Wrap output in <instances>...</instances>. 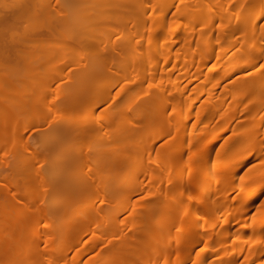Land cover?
Returning <instances> with one entry per match:
<instances>
[{
    "label": "bare ground",
    "instance_id": "6f19581e",
    "mask_svg": "<svg viewBox=\"0 0 264 264\" xmlns=\"http://www.w3.org/2000/svg\"><path fill=\"white\" fill-rule=\"evenodd\" d=\"M145 1L150 0H106L98 6L83 0H40L39 5L35 0L0 2V158L6 160L7 152L22 142L23 132L42 121L26 123L17 139L6 132L16 115L10 100L17 93L22 96L20 90L24 91L32 77L36 79L31 80L32 84H42L45 89L41 90L46 93L42 95V105L52 110L51 114L65 113L63 117L55 114L53 119L65 124L59 125L49 147L39 150L28 144L25 149L29 157L45 160L51 150L69 151L67 155L73 160L91 157L99 166L98 177L110 172L106 178L111 179L101 196L84 201L83 209L73 215L71 223L53 217L64 204L76 206L77 196L84 195L86 187L73 183L66 186L65 201L58 197L47 201L46 177L42 175L36 186L32 183L34 177L27 175L24 180L31 188L28 194L15 196L18 203L0 202L4 217L0 223V255L7 258L6 262L0 258V264H25L44 248L39 243V249L38 242L48 243L58 236L60 244L51 248L39 264H264V21L259 24L264 17V0H205L196 9L197 0L168 1L164 5L162 0H151L149 20L138 24L141 33L137 37H132L130 28L118 31L143 18ZM259 2L262 9L257 10ZM54 9L63 12L66 19L74 18L69 23L76 30L86 27L89 19L99 22L109 16L113 19L115 11L122 13L121 21L106 34L104 57L89 62L80 56L76 59L77 70L69 65L53 78L42 72V67L53 63L50 56L44 60L39 56L35 65L20 68L17 57L23 55L24 45L44 47L62 34L66 20L50 17ZM37 16H49L50 20L42 25L37 21L22 25L29 17ZM258 28L261 34L256 36ZM76 38V45L83 49V37ZM96 39L91 35L86 44ZM144 39L147 41L141 46ZM169 46L173 59L166 53ZM181 49L187 50L184 57L179 55ZM229 49L233 51L229 53ZM151 51L154 54L150 56L147 53ZM123 53H130L125 58L130 67L119 70L113 61ZM211 60L215 62L209 63ZM16 65L21 72L16 71ZM127 70L142 74L126 81ZM175 74L178 81L173 83ZM95 77L102 80L94 84ZM144 79L151 81L150 87L141 85ZM185 79L181 85L179 82ZM207 79L215 82L204 90L206 97L198 106L205 117L197 116L193 121L186 117L182 122L180 113L195 82ZM76 80L84 82L74 86ZM138 80L140 84L136 85ZM68 82L72 85L64 89ZM55 90L59 91L53 94ZM153 91L158 92L154 101L158 112L134 116L131 109L139 99L144 97L142 102L148 109L152 107ZM146 92L149 93L145 95ZM89 95H102L101 100L110 101L108 110L97 118L69 117L83 109ZM122 110H129L126 121L113 126L112 117H118ZM235 121L238 122L234 124ZM121 126V130L116 129ZM140 132L144 135H137ZM187 133L189 140L185 144ZM143 138L149 141L142 148L139 141ZM70 141L74 144L68 148ZM217 141L221 143L214 151ZM1 153L6 155L4 159ZM138 157L140 160L133 163ZM61 159L55 156L50 163ZM44 164H39L38 169ZM52 179L55 190L64 188L56 175ZM8 184L11 186L10 181ZM114 186L126 195H111ZM113 206L117 207L116 217L106 211ZM20 207L26 209L15 216ZM153 220L155 225L151 226ZM86 221H101L103 226L85 228L81 224ZM60 223L64 224L59 228ZM67 235L70 239L64 240ZM146 236L153 248L160 242L164 246L152 258H147ZM186 244L187 248L180 251ZM199 246L207 252L187 260ZM64 253L72 255L64 258ZM57 255L61 259L56 261L52 257ZM209 256L213 258L206 263Z\"/></svg>",
    "mask_w": 264,
    "mask_h": 264
},
{
    "label": "rangeland",
    "instance_id": "374dc122",
    "mask_svg": "<svg viewBox=\"0 0 264 264\" xmlns=\"http://www.w3.org/2000/svg\"><path fill=\"white\" fill-rule=\"evenodd\" d=\"M3 1L4 0H0V2L4 3ZM39 1L40 0H35L37 5L40 4ZM83 1L92 5V6H98L101 3H105L106 0H83ZM162 1H164V3H163V5H164V4L168 3V1H175V3H177L179 0H166V1L162 0ZM230 1H232V0H230ZM233 1H234L233 3H235V0H233ZM200 2H201V4L197 0V2L195 3L197 5L195 6L194 9H196L198 7H202V3H205V0H201ZM260 2H261V0H260ZM262 2H263L262 3L263 6L261 5V3H260V5L258 3V6L256 7V8H258L257 10H259V8L262 9V7H264V1H262ZM153 3H155V2H153ZM156 3H158V2H156ZM151 4H152L151 0L145 1V6L143 8L144 10H143V12H141V15L143 18L140 19L139 21H137V23H134V24L130 23L129 25H125L123 27L118 28V31L128 30L130 28L131 32H133L132 37L133 38L137 37V34L139 35L141 33L139 31L138 24L142 23L143 20H146V21L149 20V16H150V12H151L150 11L151 10L150 9ZM193 4H194V2L192 3V5ZM163 5H161V6L159 5V8H161ZM260 6H262V7H260ZM159 10H160L159 11V13H160L161 9H159ZM121 14L122 13H120V12L116 13V11H115L111 15L113 17V19L110 18V16H109V17H105V18L101 19L99 22H97L94 19H89V22L87 23L86 27L82 28L81 30H76L73 27L72 22L69 23V21H72L74 18H70V19L67 18L68 19L67 20L64 16L63 12L54 9V11L50 15V17L62 18L63 20H66V24L64 25L63 30L61 31L62 34H60L59 36H56L53 41L45 44L44 47H41L40 45L37 47H34L31 44L24 45L22 47L24 50L23 55H22L23 57L22 56L17 57V58H19L18 61L21 60L17 65L22 69L23 68L26 69L27 67L30 66V64L35 65L38 62L39 56H41L40 57L41 60L42 59L44 60L45 56H50L54 61L52 64H50L46 67H42V70H43L42 72L47 73L46 76L49 75L50 77L52 76V78H53V76H58L60 73H62L64 70H66L69 65H70L71 69H74V71L77 70L78 63H76V59L80 56H85L86 60L89 62H94L98 58H103L104 57L103 56V51H104L103 49H105V45H106L105 39L107 38L106 34L109 32V30L113 24H116V23L121 21V19H120ZM138 14H140V13H137L136 15H138ZM234 15L235 14L233 13V17H234ZM50 17L49 16H37V19H35L36 17H34L33 19H32V17H29V21L27 19V21H23L21 23L23 25V24H28V22L37 21L42 25V24L48 22V20H50L49 19ZM74 21H76V19ZM263 21H264V17L259 20V24H261V22H263ZM258 29L256 32L258 35H256V36H259L261 34L260 33L261 28H258ZM258 31H259V33H258ZM91 35H95L97 39L95 41L91 42L90 44H86L87 38ZM76 36L83 37L82 40L85 43L83 49L79 48L76 45V39H77ZM168 36H169V34L166 35V37H168ZM253 36H254V34H253ZM146 41H147L146 39L142 40L143 43L141 44V46ZM155 42H158V40ZM232 49H229L230 50L229 53H231L233 51ZM186 51L187 50H185V49H181L179 55L184 57ZM166 53L171 55V59L174 58V56H173L174 54L172 55L173 50H171L170 46H169V49L166 50ZM147 54L151 56L154 53L151 51V52H148ZM129 55H130V53H128V54L123 53L121 55H117V57L114 58L115 61H113V62L115 63V65L118 67L119 70H123L126 67H130V65L125 62L126 61L125 58ZM214 62H215L214 60H211L209 63H214ZM20 68H19V70H16L18 73L21 72V70H22ZM204 71H206V69ZM176 72H178V71H176ZM141 74H142L141 71H138V72L133 71L132 72L131 70H129V71L127 70L125 79H126V81L127 80L131 81L133 77L138 78L141 76ZM120 77L121 76H119V78ZM29 78H28V81L26 80L27 81L26 84L28 85V86H26V88H28L27 91L29 90L26 93H28V95H26V93H25V90H26V88H25L24 91L20 90L22 92V93H20V95L22 94V96H19L18 95L19 93H17L18 97H15V96H17V95H15L16 94L15 93L14 94L15 98L13 97L14 100H13V98H11L12 101L10 100L11 103L13 102V104H11V106L14 105L16 108V111L13 110V109H15L14 107H12L13 109H11V110H13V112L15 111L16 113H13V114H16V115L14 116L15 118H13L14 121H11V124H10V126H8L6 132L8 133V135H11L10 137H12L13 135L14 136L16 135V139H17V136H20V134H21V133H19L20 129L26 123L36 121V119H42V121H39L37 123L36 122L33 123V125L31 126L32 128L29 127L28 129H26L25 132H23L24 136L21 134L23 139H25L26 137H29V138L27 140H25V142L22 139V142H19L21 145L18 143V145H20V146L16 145L18 147V149H17V147H15V148H16L18 153L15 151L14 147H13L12 151H15V152L12 153V151L11 152L8 151L7 157H6V155L4 156L1 153L2 154L1 156H4L3 159L6 157V160L3 161L2 158H0L1 159L0 160V181L3 180L0 183L1 184L3 182H6V183H5V185H0V202H3L4 200L6 202V201L10 200V201H14V202L18 203L17 199H19L18 198L19 196L28 194L27 191H29L31 188H30V186L27 187V185H26L27 183H25V180H24L27 175H31V178L34 177L32 179V181H33L32 183H33V185H36V186L40 185L42 175L46 177L45 178L47 181L46 182L47 183L46 188L48 189V193L45 195L44 200H47V201L51 200L53 197H58V198L65 201V197L67 196L66 193L68 191L66 186H68V188H69V186H71V184H73V183L76 184V182H77L78 186L82 185V186H85L87 189L86 192L84 193V195H78L77 196L79 203L76 206H72L70 204L62 205L61 207L63 209L61 211H59L58 213H56V215H54V217H53V219H56L58 217H62V218H65L66 221L72 223V218H74L73 215L75 213H78V212L80 213V211L83 209L84 201L86 199L97 198V197L101 196V194L103 193V188L108 183L111 182L110 178H106L110 172L105 173V175H103L102 177L99 178L98 177L99 174L97 171L99 166L97 164H95L94 160L91 157H89L88 159L83 158V157H77L73 160V159H70L69 155H67L68 153H71V152L65 151V150L64 151L63 150H60V151L51 150L50 153H47L45 160L44 159L40 160L34 156L29 157V154L27 153V149H25V147L28 148L30 145H33V146L38 147V148L40 147L39 150H43V148L49 147L50 144L54 143L53 135L58 130L59 125L65 124V123L59 124V123H57L59 121L53 120L55 114L61 115V117H63V115H65V113L53 112V114H51L52 110H51V112L46 110V109H48V107L45 108V106L42 105V104H44V102H43L44 99H43L42 95L46 94V93H43L41 91V90L45 91V89H43V85L42 84L36 85L35 83L32 84L31 82H33V81H31V80H33V79L36 80V79L32 78V77H29ZM45 78H47V77H45ZM101 80H102L101 77H98V78L95 77L94 78V84L98 83ZM120 80H121V78H120ZM186 80L187 79L180 81L179 83L181 85H183ZM63 81L66 82V80H63ZM142 81L143 82H141V85L143 87L148 88L151 86V81H149L148 79H146V80L144 79ZM177 81H178V79H177V75H176V77L174 76L173 83H176ZM213 81H214V79H213ZM213 81H210L209 79H207L206 81L198 80L195 82V85H196L195 89L190 92L191 93V95H189L190 98L186 100L187 105L183 106L182 111L180 113V117L182 119L181 120L182 122L185 121L186 117L191 119V121L196 119L197 116L202 117V118L205 117L204 110L203 111L200 110L198 108V106L201 103H203V101L206 97V93L204 90H206L207 87H209L211 84H213L215 82V81L214 82ZM83 82L84 81H81L80 83H83ZM80 83H79V81L76 80L74 83V86H77ZM135 83H136V85L140 84L139 80H138V82H135ZM71 85H72V83L68 82L65 85L66 87L64 89H66L67 87H70ZM22 88L23 87L21 86V89ZM56 91H59V90H55L53 92V94L56 93ZM153 92H151V93H153ZM23 93H25V95H23ZM148 93L149 92H146L145 95ZM8 96H10V95H8ZM12 96H13V94H12ZM101 97H102V95H100V96L99 95H97V96H94V95L90 96L89 95L85 104L83 105V109L80 112H78V113L72 112L73 114H69V115L67 114V115L69 117H77V116L87 117V116H91V115H93V117H95V118L99 117V115L104 114L108 110V105L110 104V101L107 102V100H101L104 98V97L103 98H101ZM157 97H158V92L156 91L153 93L152 100L150 101V105H152V107L150 109L147 108V104L145 102H142L144 97L142 99H139L132 106V109H131L132 114L134 116H143V115L147 114V112H150L151 115L153 113H157L158 111L155 109V106L157 104H154V101L157 99ZM226 98H227L226 99L227 101L230 100L229 94L227 95ZM99 100L101 102H99ZM7 101L8 100H6V102ZM7 105H8V103H7ZM28 105H30V108H25ZM47 105H48V103H47ZM11 106H9V107H11ZM49 109H52V108L50 107ZM125 111L126 112H124V110H122L118 117H112L113 126H115L117 124H121L124 121H126L125 115L128 114L129 110H125ZM176 116H179V114L175 115L174 117H176ZM43 118L45 120H43ZM236 122H238V121H235L234 124ZM261 128L264 130V121L261 124ZM116 129L121 130L122 126L117 127ZM263 130L261 132H263ZM213 131H215L214 133H216V135H217L218 131L216 128V124H213ZM229 133H230V131L227 132L226 135H228ZM140 134L144 135V132H142V133L140 132L137 135H140ZM177 135H179V134H177ZM179 136L177 138V141H179V139L181 138ZM220 137H221V135H220ZM184 140H185L184 141L185 144H187L188 140H189L188 133L184 136ZM26 141L27 142L29 141V142L26 143ZM148 141H149V138H143L142 140H140L139 142L141 143V147L143 148L148 143ZM220 141H217V143L215 142L216 144L214 143V145H213V147H215L214 151L218 148V144L221 143ZM23 144H26V145H23ZM28 144H30V145H28ZM73 144L74 143L72 141H70L68 143L67 147L68 148L72 147ZM0 152H2V151H0ZM20 153H22V154H20ZM55 156H59L62 159L59 160V162L50 163V160ZM77 156H79V155H77ZM27 159H28V161H27ZM146 159H147V157L144 156L143 161L146 162ZM139 160H140L139 157L135 158L133 160V163H135ZM44 162H45V164L40 169H38L39 164L44 163ZM120 173H122L121 176L126 175L125 173L123 174V172H120ZM55 175L57 176L56 180L58 181V183H60L64 188L55 190V187L53 185L54 180L52 179L53 176H55ZM115 176H117V175H115ZM86 179H87V181H85ZM102 179H103V181H102ZM4 180H6V181H4ZM7 180H9L11 182V186H10V184H8L9 181H7ZM32 183H30V184H32ZM7 184L9 186H6ZM77 184H76V186H77ZM27 188H28V190H27ZM110 194L111 195L114 194L117 197H123L126 195V194L124 195V193L120 192V190L118 191L116 186H114V188L110 191ZM17 195H18V197H15ZM127 196H130V195L127 194ZM148 203L149 202H147V204ZM20 206H22V204ZM52 207H53V205H49V208L53 210L54 208H52ZM25 209L26 208L20 207L19 210L16 212L15 216L20 215ZM116 209H117V207L113 206V207H109L108 210H106V211L113 212L114 216L116 217V213H117ZM2 211H3V206L0 204V223L2 222V220L4 218ZM123 216H125V215H123ZM28 219H32V218L30 217ZM83 222L81 225L85 224V225H83L85 228H91V227H94L95 225L98 227L103 226L101 221L96 222V223L94 222L93 224L92 223L89 224V221H86L85 223H83ZM153 222H154V220L152 222H150L149 224L151 226L155 225ZM64 223H60L58 225L59 228ZM145 238L146 239L144 240L145 241L144 244H145L146 248L148 247L147 251H146V254L148 255L147 258H152V256L158 255L161 252V250H163L164 246H163L162 242H160L161 244H156L159 246H156V248H153L154 245H152L153 243H151L150 238L147 236ZM60 239L58 236L57 238H55L54 240H51V242H48V243H46L43 240L38 242L37 246L39 247V249L41 246L44 248L41 247L42 249H40L41 250L40 254H38L36 257L34 256V258L32 257L33 260H30L29 258H31V257H29L25 261L26 262L25 264H39L40 261L44 260V258L47 256L46 253H48V252L50 253L49 250H51V248L57 247L60 244V241H59ZM66 239L67 240L70 239V235H67L66 237H64V240H66ZM62 240H63V237H62ZM39 243L41 244V246H39ZM186 248H187V244L185 246L180 247L179 250L183 251ZM157 249H159V250H157ZM230 250H231V248H229L226 251L229 252ZM199 252L204 254L207 251L204 250L203 246H199V247H197L191 251V257L188 258L187 260L193 261L195 256L198 255ZM67 255L69 257V255L71 256L72 253H69V254L64 253V258H67L66 257ZM174 255L175 254H173L171 257H173ZM223 255H224V253H223ZM0 256H1L0 258L3 259L4 262L7 261L6 260L7 258H5L6 257L5 254H2ZM52 258L57 261V259H61V256L57 255V256L52 257ZM62 258H63V256H62ZM212 258H213L212 256H209L206 260V263L210 262V260ZM1 259H0V263H2ZM242 260H243V257L240 258V261H242ZM22 263H24V262H22ZM19 264H21V263H19ZM43 264H44V262H43ZM253 264H255V263H253ZM257 264H261V263H257Z\"/></svg>",
    "mask_w": 264,
    "mask_h": 264
}]
</instances>
